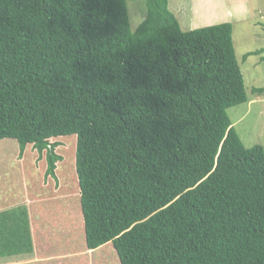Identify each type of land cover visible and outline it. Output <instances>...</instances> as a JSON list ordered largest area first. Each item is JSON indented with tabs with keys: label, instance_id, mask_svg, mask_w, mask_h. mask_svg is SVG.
I'll list each match as a JSON object with an SVG mask.
<instances>
[{
	"label": "trees",
	"instance_id": "obj_1",
	"mask_svg": "<svg viewBox=\"0 0 264 264\" xmlns=\"http://www.w3.org/2000/svg\"><path fill=\"white\" fill-rule=\"evenodd\" d=\"M144 2L132 31L127 0H0V142L43 188L70 166L81 219L8 216L0 264H264V148L227 114L248 102L232 26L184 32Z\"/></svg>",
	"mask_w": 264,
	"mask_h": 264
},
{
	"label": "rangeland",
	"instance_id": "obj_2",
	"mask_svg": "<svg viewBox=\"0 0 264 264\" xmlns=\"http://www.w3.org/2000/svg\"><path fill=\"white\" fill-rule=\"evenodd\" d=\"M168 6L184 32L224 23L232 26L233 47L243 76L248 102L230 108L227 114L246 148L256 145L264 148V93H252L253 89L264 88V0H169ZM127 10L131 30L135 31L145 18L144 0H127ZM247 54L251 55L245 59ZM64 143L65 147L60 148L58 154L70 157L72 154L65 153L71 145L68 140ZM18 151L19 146L14 141L0 142V223L3 227L4 220L11 215L28 214L29 221L33 218L36 220L46 218L51 221L55 217H60L62 212L67 220L79 224L81 219L77 209L78 193L73 191L77 184L70 166L58 164V171L64 172L65 175L59 177L57 188H53L52 180L50 187L43 188L42 177H39L40 171L33 167L34 161L29 151L27 150V154L20 161L16 156ZM50 193L53 197L46 204L44 201L48 200H42V196ZM61 220L56 219V222L62 228ZM7 222L8 230L10 227L14 228L10 221ZM55 229L48 236L53 235ZM113 252V249L108 248L102 256L108 264L114 259ZM48 253L52 254L54 251L48 249ZM87 255L92 261L95 259L94 254L87 252ZM82 260L87 263V258L80 256V261ZM28 261L32 262L30 264H49V260L33 261L32 258L11 264H25ZM63 261L64 264L68 263L67 260Z\"/></svg>",
	"mask_w": 264,
	"mask_h": 264
}]
</instances>
